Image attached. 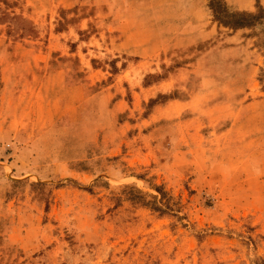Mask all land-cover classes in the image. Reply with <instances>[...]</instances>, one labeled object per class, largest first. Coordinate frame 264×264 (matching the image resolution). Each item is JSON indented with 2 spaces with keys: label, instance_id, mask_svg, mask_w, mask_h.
Returning <instances> with one entry per match:
<instances>
[{
  "label": "rangeland",
  "instance_id": "rangeland-1",
  "mask_svg": "<svg viewBox=\"0 0 264 264\" xmlns=\"http://www.w3.org/2000/svg\"><path fill=\"white\" fill-rule=\"evenodd\" d=\"M257 5L0 0V264H264V178L223 170L245 157L215 151L245 95L214 90L244 41L264 98V22L232 31L210 10ZM189 120L206 151L174 157Z\"/></svg>",
  "mask_w": 264,
  "mask_h": 264
},
{
  "label": "crops",
  "instance_id": "crops-1",
  "mask_svg": "<svg viewBox=\"0 0 264 264\" xmlns=\"http://www.w3.org/2000/svg\"><path fill=\"white\" fill-rule=\"evenodd\" d=\"M243 2V1H242ZM241 2V4H242ZM247 3V2H246ZM251 4V3H250ZM249 6V3H247ZM251 6V5H250ZM249 6V7H250ZM248 7V8H249ZM246 8L245 10L249 11ZM122 43L121 45H125L127 43L126 33L122 31ZM243 42L241 41L235 45H230L225 49L224 54L220 57V62L223 64L220 68V72L225 73V78L220 80H216L214 83V90H217L221 94H228L230 92L233 93H244L245 100L243 102L240 101L242 106L240 110H238L237 114L232 117L230 124L221 135L225 137H229L228 142L225 139L223 142L220 143L215 149V151H229L226 154L236 155L239 154L242 157H245L244 160L241 161L239 166L234 167L236 162H225L223 163L224 167L223 170L232 171L233 169L237 172H246V181H259L261 178H264V112L262 113V117L249 115L247 110H249L250 106L258 103L264 107V98L260 99L259 101L254 100L253 93L255 92V75L259 71V67L261 63L254 65L251 63V55L255 51H247L244 46ZM248 44V43H247ZM242 60V64L240 62ZM250 62V63H249ZM253 62V61H252ZM147 88H140L142 92ZM250 98V99H249ZM227 102L220 101L218 106L220 107H227ZM233 102V101H231ZM170 104H181L180 102H172ZM113 108L116 109L118 114L125 113L126 109L130 110L128 104L124 102V100H118V102L113 104ZM157 110V109H156ZM243 110V111H241ZM197 122V120H189V122L183 123V132L182 140L184 141L183 145L188 146V150L183 151H169L168 153L173 152V156L176 157L177 153L186 157L188 154H191L192 151H206L204 148H197V150H192L191 143L193 142L194 132H191L194 127L193 125ZM254 125V127H253ZM260 126V129H258ZM260 131L259 134H255V131ZM238 140L241 143L237 144ZM263 140L262 146H258L255 144V141ZM117 151H114L116 154ZM133 153V152H132ZM140 153L142 156L150 155L152 151H147L145 154L143 151H134V155ZM34 154L32 145L29 143L24 144L16 153V157L19 158L20 156L26 157L28 160ZM227 156V155H226ZM264 182V180H262Z\"/></svg>",
  "mask_w": 264,
  "mask_h": 264
},
{
  "label": "trees",
  "instance_id": "trees-1",
  "mask_svg": "<svg viewBox=\"0 0 264 264\" xmlns=\"http://www.w3.org/2000/svg\"><path fill=\"white\" fill-rule=\"evenodd\" d=\"M255 12H240V11H225L218 7L217 9L210 8L214 22L220 27L238 31L242 29H249L257 23L264 22V9L260 6H256ZM163 98V95L159 96ZM158 97V98H159ZM157 98V99H158ZM170 99V97H168ZM156 99L151 102L155 104Z\"/></svg>",
  "mask_w": 264,
  "mask_h": 264
}]
</instances>
